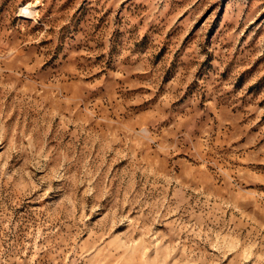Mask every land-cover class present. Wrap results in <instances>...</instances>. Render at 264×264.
Here are the masks:
<instances>
[{
	"label": "rangeland",
	"instance_id": "obj_1",
	"mask_svg": "<svg viewBox=\"0 0 264 264\" xmlns=\"http://www.w3.org/2000/svg\"><path fill=\"white\" fill-rule=\"evenodd\" d=\"M0 264H264V0H0Z\"/></svg>",
	"mask_w": 264,
	"mask_h": 264
},
{
	"label": "bare ground",
	"instance_id": "obj_2",
	"mask_svg": "<svg viewBox=\"0 0 264 264\" xmlns=\"http://www.w3.org/2000/svg\"><path fill=\"white\" fill-rule=\"evenodd\" d=\"M22 9H23L24 12H25V11H30V10H29V5H28V6H23Z\"/></svg>",
	"mask_w": 264,
	"mask_h": 264
}]
</instances>
